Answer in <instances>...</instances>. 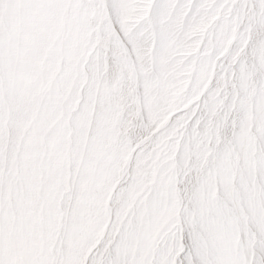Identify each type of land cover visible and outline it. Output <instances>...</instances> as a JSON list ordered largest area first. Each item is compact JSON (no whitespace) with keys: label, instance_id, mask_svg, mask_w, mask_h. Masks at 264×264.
Returning <instances> with one entry per match:
<instances>
[{"label":"snow or ice","instance_id":"snow-or-ice-1","mask_svg":"<svg viewBox=\"0 0 264 264\" xmlns=\"http://www.w3.org/2000/svg\"><path fill=\"white\" fill-rule=\"evenodd\" d=\"M0 264H264V0H0Z\"/></svg>","mask_w":264,"mask_h":264}]
</instances>
